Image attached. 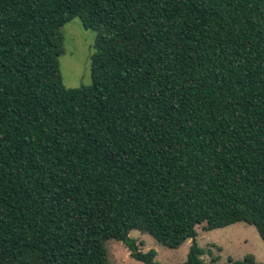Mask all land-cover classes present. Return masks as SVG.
Masks as SVG:
<instances>
[{"label": "trees", "instance_id": "16d2710c", "mask_svg": "<svg viewBox=\"0 0 264 264\" xmlns=\"http://www.w3.org/2000/svg\"><path fill=\"white\" fill-rule=\"evenodd\" d=\"M75 19L98 36L68 88ZM236 222L264 241V0H0V264H160L135 230L205 264L197 227Z\"/></svg>", "mask_w": 264, "mask_h": 264}, {"label": "rangeland", "instance_id": "374dc122", "mask_svg": "<svg viewBox=\"0 0 264 264\" xmlns=\"http://www.w3.org/2000/svg\"><path fill=\"white\" fill-rule=\"evenodd\" d=\"M65 52L60 58L63 82L68 88L89 86L92 83V56L96 52L95 42L98 32L86 30L80 19H75L62 30ZM198 244L205 249V264H225L230 259L242 261L253 255L258 263L264 264V241L257 228L245 222H236L224 228L210 231L203 225L197 227ZM131 238L137 240L139 248L146 253L157 252L156 261L160 264H183L188 257L191 242L180 248H169L160 244L149 234L132 231ZM111 264H145L130 255L127 246L120 241L107 242ZM212 252V256L209 255ZM215 258V262L212 261Z\"/></svg>", "mask_w": 264, "mask_h": 264}]
</instances>
